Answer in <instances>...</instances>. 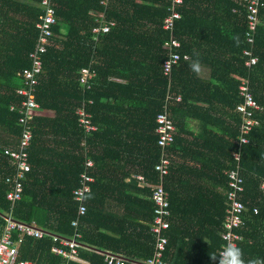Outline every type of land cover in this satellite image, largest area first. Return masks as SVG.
I'll use <instances>...</instances> for the list:
<instances>
[{
	"label": "trees",
	"instance_id": "1",
	"mask_svg": "<svg viewBox=\"0 0 264 264\" xmlns=\"http://www.w3.org/2000/svg\"><path fill=\"white\" fill-rule=\"evenodd\" d=\"M39 1L0 0V233L10 208L4 177L13 171L3 151L15 145L21 131L18 105L24 96L16 89L24 84L17 73L31 66L29 54L39 33L35 24L42 13ZM54 1L53 44L42 55L34 91L41 113L31 121L32 169L23 198L12 209L16 221L35 223L46 234L40 239L26 236L18 245L19 258L34 264H106V252L124 253L140 261L152 255L150 224L155 205L151 188L136 178L128 179L130 172L125 168L137 163L147 182H160L155 165L161 149L154 130L163 102L173 92L182 96L168 106L174 125L176 108L187 109L201 124L194 137L203 142L196 145L199 168H190L186 178L175 176L174 184H168L170 150L175 142L184 148L186 141L177 140L175 134L166 148L169 169L161 182L167 192L170 225L163 258L172 264H218L211 257L219 258L224 243L226 172L238 164L246 211L236 229L241 237L236 244L246 264L249 259L264 260V194L260 187L264 179V0L259 9L261 23L254 33L253 54L258 61L250 69L242 55L248 47L246 7L235 0H183L174 30L181 44L175 49L180 58L170 76L162 69L168 56L163 44L169 33L162 29L167 0H109L105 8L99 0ZM96 10H102L114 26L93 41L91 12ZM196 54L201 64L210 67L207 80L189 68ZM83 67L93 73L89 86L79 80ZM240 77L249 79L259 105L253 116L257 124L248 143L241 146L237 143L241 116L235 110L242 101ZM82 101L97 125L89 135L84 134L76 114ZM235 151L240 152L237 163L232 158ZM150 152L152 159L147 160ZM86 155L94 161L90 172L94 181L85 199L86 211L75 228L71 222L77 202L72 190L80 184ZM115 170L121 174L111 172ZM109 192L115 196L112 201L107 199ZM75 230L80 233L77 258L83 262L66 260L51 251L52 234L68 238Z\"/></svg>",
	"mask_w": 264,
	"mask_h": 264
},
{
	"label": "built area",
	"instance_id": "2",
	"mask_svg": "<svg viewBox=\"0 0 264 264\" xmlns=\"http://www.w3.org/2000/svg\"><path fill=\"white\" fill-rule=\"evenodd\" d=\"M109 0H99L102 8H105ZM237 3L246 7V24L247 31L245 32V41L248 44L247 48L242 50V55L245 58L244 65L250 69L258 58L253 54L254 33L257 26L261 23L259 18V9L262 6L261 0H235ZM169 2L168 13L163 19L162 29L169 33V38L163 44L164 49L168 50V56L162 63L163 73L170 76L172 67L177 63L180 55L175 51L181 46L174 36L175 23L181 19L180 6L183 0H167ZM38 5L42 9L39 20L35 27L38 30L37 41L34 50L29 54L30 68L22 72H18V76L22 78V87L16 89L19 95L24 98L21 104L18 105L19 117L18 123L21 124V131H19L15 145H9L4 148V154L9 158L10 164L13 166L12 173L4 177L5 182L9 188L6 192L5 198L10 203V208L5 214V224L0 233V264H34L28 259L19 258L18 245L23 242L26 236L34 238H43L46 232L37 226L35 223L26 224L16 221L12 215V209L16 202L21 201L24 193V183L27 178V173L31 171L32 166L29 161V147L33 139V126L31 124L34 115L40 112V104L35 100V87L38 83V74L42 71V55L46 53L47 49L52 46L51 37L53 36L52 27L57 25L55 15V1L54 0H40ZM94 16V25L90 29L91 39L96 40L99 34H106L114 26V21H109L104 18L102 10L91 12ZM184 58H188L184 55ZM93 73L87 67L81 69L79 80L83 85L89 86V80ZM239 93L242 96V101L236 105V112L241 116V125L239 126V135L237 143L239 146L248 143V135L252 128L256 126L257 122L253 118L254 113L259 111V105L253 97L250 89V82L247 77L239 78ZM182 99L180 93H168L164 102L162 113L158 114L156 122L157 128L154 133L157 136V145L161 149L159 162L155 165V169L159 172L160 182L152 184L151 186V200L155 207L153 209V217L150 224V231L154 236V248L151 256L145 260H138L125 255L124 253H104V260L106 264H172L168 263L163 257L166 244L168 242L166 230L169 227V209L167 192L162 185V177L169 169V158L166 154L167 146L174 142L176 129L170 117L168 106L173 101L179 102ZM91 102V100H89ZM15 104H11L10 108L14 109ZM76 114L82 127L84 134L89 135L90 132L97 129V125L93 123L91 116L84 109V102H80L77 106ZM82 145H85L82 142ZM232 158L239 162L240 152L235 151ZM94 161L86 155L84 162V169L80 173V184L72 190L73 200L77 202L76 217L71 224L76 228L79 224L80 217L86 211L85 199L90 192V184L94 181L91 175ZM229 178V185L226 190V216L224 221V230L221 232V238L224 243L219 250V255L228 243H237L241 239L236 229L243 223V214L246 211L245 204L241 196L244 190L243 177L240 173L239 165L227 170ZM143 180L142 176H138ZM261 190L264 194V179L260 184ZM256 212L257 209L254 208ZM54 242L51 251L54 254L61 255L66 260H76L78 242L80 233L75 230L71 237H61L52 234Z\"/></svg>",
	"mask_w": 264,
	"mask_h": 264
},
{
	"label": "crops",
	"instance_id": "3",
	"mask_svg": "<svg viewBox=\"0 0 264 264\" xmlns=\"http://www.w3.org/2000/svg\"><path fill=\"white\" fill-rule=\"evenodd\" d=\"M26 2H28L29 0H23ZM211 74V70L210 67L208 65L202 64V72L199 76H201L203 79H208L209 76ZM239 80V79H238ZM177 113L176 115H174V122H175V128H176V138L177 140H182V142L186 141V143H182L184 148L178 147V143H174V147L171 148V171H170V175L168 178V184H174L177 182H174V179L177 177H182V178H186L187 177V173L188 170L190 168L192 169H197L199 168V165H201V162H199L197 160V155H198V150L199 148L196 146L198 144H202V140H197L195 139L194 135L198 134L199 131H201V124H199L198 120L196 119V117H194V115H192V113H190L189 111L187 112V109H183V108H176ZM41 113V111H40ZM180 113V114H179ZM174 114V113H173ZM179 114V115H177ZM97 130V129H96ZM95 130V131H96ZM181 151H186L187 154L185 156L184 152L182 153ZM180 152L181 155L183 157L180 156ZM151 154H153V152H150L149 154H147V160H151L152 156ZM140 166L136 163H129L126 168H125V172H130V177L128 179H132V178H136L137 180H139L144 186H147L149 188H151V185L153 183L147 182L144 179V176L140 173ZM113 173L116 174H121L118 171H111ZM190 173V172H189ZM171 174L174 175L171 176ZM138 176H142L143 180L139 179ZM107 199L108 201H112L113 199H115V196L113 194H111V192H109L107 194ZM111 204H113L112 202H109ZM78 262H83L81 259H77Z\"/></svg>",
	"mask_w": 264,
	"mask_h": 264
},
{
	"label": "clouds",
	"instance_id": "4",
	"mask_svg": "<svg viewBox=\"0 0 264 264\" xmlns=\"http://www.w3.org/2000/svg\"><path fill=\"white\" fill-rule=\"evenodd\" d=\"M196 56L197 58L190 63L189 68L194 74L199 76L202 72V64L198 54H196ZM211 258L214 261H217L218 264H246L243 258L242 249L235 243H228L226 247H224L223 251L220 253L219 258L215 256H212ZM247 264H264V260H261L259 258L249 259L247 261Z\"/></svg>",
	"mask_w": 264,
	"mask_h": 264
}]
</instances>
